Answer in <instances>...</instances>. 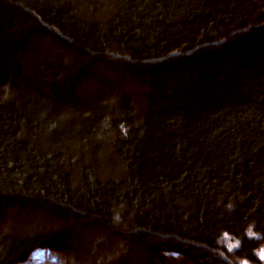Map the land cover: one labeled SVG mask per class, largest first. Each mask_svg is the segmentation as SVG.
Segmentation results:
<instances>
[{
    "label": "trees",
    "instance_id": "obj_1",
    "mask_svg": "<svg viewBox=\"0 0 264 264\" xmlns=\"http://www.w3.org/2000/svg\"><path fill=\"white\" fill-rule=\"evenodd\" d=\"M261 248L264 0H0V264Z\"/></svg>",
    "mask_w": 264,
    "mask_h": 264
},
{
    "label": "rangeland",
    "instance_id": "obj_2",
    "mask_svg": "<svg viewBox=\"0 0 264 264\" xmlns=\"http://www.w3.org/2000/svg\"><path fill=\"white\" fill-rule=\"evenodd\" d=\"M59 251V250H58ZM141 252V251H140ZM143 255L145 254V253H143V252H141ZM42 254H44L45 255V261H47V263L49 264L50 262H51V260H52V258H53V256L54 255H52L53 253H45V252H43ZM65 255V254H64ZM37 258V257H36ZM85 258H87V256L85 255ZM51 259V260H50ZM45 261H43V262H45ZM85 262V259H84V251L82 252V251H80V253H79V262ZM168 261H170V260H168ZM182 261H185V259H181V261H180V258L178 259V260H174V259H171V262L172 263H175V264H179V263H181ZM67 262H68V259H67ZM26 264H33V262H30V260L26 263Z\"/></svg>",
    "mask_w": 264,
    "mask_h": 264
},
{
    "label": "clouds",
    "instance_id": "obj_3",
    "mask_svg": "<svg viewBox=\"0 0 264 264\" xmlns=\"http://www.w3.org/2000/svg\"><path fill=\"white\" fill-rule=\"evenodd\" d=\"M250 236H254L255 238L259 239V234L251 232ZM259 259H261L262 261H264V248H261L258 253H257Z\"/></svg>",
    "mask_w": 264,
    "mask_h": 264
},
{
    "label": "snow or ice",
    "instance_id": "obj_4",
    "mask_svg": "<svg viewBox=\"0 0 264 264\" xmlns=\"http://www.w3.org/2000/svg\"><path fill=\"white\" fill-rule=\"evenodd\" d=\"M249 235H251V231H249ZM238 245H236V244H232V245H230V248H234V247H237Z\"/></svg>",
    "mask_w": 264,
    "mask_h": 264
}]
</instances>
